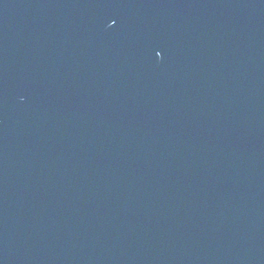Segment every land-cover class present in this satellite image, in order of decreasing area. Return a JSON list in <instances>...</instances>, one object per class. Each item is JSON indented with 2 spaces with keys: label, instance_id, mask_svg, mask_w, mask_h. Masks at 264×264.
I'll return each mask as SVG.
<instances>
[{
  "label": "water",
  "instance_id": "95a60500",
  "mask_svg": "<svg viewBox=\"0 0 264 264\" xmlns=\"http://www.w3.org/2000/svg\"><path fill=\"white\" fill-rule=\"evenodd\" d=\"M0 264H264V0H0Z\"/></svg>",
  "mask_w": 264,
  "mask_h": 264
}]
</instances>
